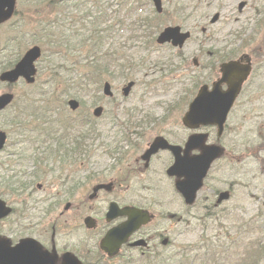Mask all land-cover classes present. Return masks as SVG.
I'll return each mask as SVG.
<instances>
[{
  "label": "flooded vegetation",
  "instance_id": "af4514ba",
  "mask_svg": "<svg viewBox=\"0 0 264 264\" xmlns=\"http://www.w3.org/2000/svg\"><path fill=\"white\" fill-rule=\"evenodd\" d=\"M244 7L238 6V13L218 31V38L200 39L201 46L194 41L183 47L165 45L171 59L192 60L195 69L190 79L194 73L201 74L210 89L213 75L222 79L223 65L236 63L234 81L240 83L239 90L221 135L208 125L184 126V113L200 88L195 90L192 83L185 101L170 103L167 115L159 119L160 103L148 101L147 96L153 93L157 74L152 71L146 72L149 79L143 81L138 103L113 101L115 95L108 97L109 102L106 96L98 99L96 93L92 97L97 105L106 106V101L110 116L122 121L115 123L124 128L122 141L112 150L98 149L95 135L75 132L81 123L73 129L70 126L68 133L31 134L36 139L31 149L21 135H11L14 142L0 150V264H172L179 247L194 257L195 251L204 253L211 264H264V34L260 27L264 21L255 22L264 11L257 6L254 17L239 25ZM233 20L237 25L232 31L229 23ZM217 22L212 18L202 27L204 33ZM213 63L217 70L211 73ZM94 72L98 75L97 69ZM128 73L121 71V82L130 81L125 79ZM106 75L105 80L115 85V75L110 70ZM220 88L227 91L230 85L223 81ZM47 121L44 129L54 131L52 120ZM57 121L65 131L71 119ZM195 135L202 137L187 151L191 172L187 181L193 183L194 157L203 153V146L218 144L221 155L212 163L194 201L186 203L177 190L184 178L168 175L175 163L173 152L160 149L144 156L159 136L180 146L184 155L188 140ZM168 184L175 190L170 203L157 197ZM179 199L181 209L177 208ZM112 205L153 214L118 252L115 243L120 237L108 245L103 241L128 216L109 218ZM7 207L10 212L6 213ZM245 245L252 249L246 250ZM210 251H218V261Z\"/></svg>",
  "mask_w": 264,
  "mask_h": 264
},
{
  "label": "rangeland",
  "instance_id": "374dc122",
  "mask_svg": "<svg viewBox=\"0 0 264 264\" xmlns=\"http://www.w3.org/2000/svg\"><path fill=\"white\" fill-rule=\"evenodd\" d=\"M45 1L46 0H17V8L20 10H22L20 16L17 14V16L14 17V19H17V22L19 21L20 17L24 18V22L27 21H33V23L31 25H28L29 30L27 29V27L24 29V32H29L32 34H35L36 32H39L41 27L38 26V23L43 22V20H48V14H44V5H45ZM185 1V3H187V0H182ZM240 1H246V6L244 7V14L243 17L239 23V25H245V21L249 20L250 18L254 17L255 14V10L257 8V6H262L263 7V11H264V0H215L213 3L212 8L209 10L208 13H210V17L211 15L217 11L218 9L223 8V18L217 22L214 26H211L212 30L205 33V34H201L200 29L201 27L205 24L208 23L209 18L207 17L205 19L202 18L203 14V10L205 9L204 6L207 4V2L201 3L200 6L201 8L199 9H194V11L192 12V15L188 18L186 25L188 24V26H190L189 28H191L193 30V34L195 35V37H200V38H218V31L222 29V27H224L227 24L228 19L233 18L235 14L238 13V3ZM74 5L73 3L69 4ZM191 5V4H189ZM202 5L203 8L202 9ZM192 10V8H190V11ZM262 16H258L255 17V22L257 20H262L264 21V12L261 14ZM173 19H176V17H174ZM207 20V21H205ZM250 24V21H248ZM44 23V22H43ZM105 24H102V26L104 27ZM237 25V23L235 22V20L231 21L229 23V27H231L232 31L234 30L235 26ZM249 27H253L255 26V24L252 25H247ZM22 27V26H21ZM261 30L263 31L264 34V23L262 24ZM5 28V27H4ZM4 28H0V38L2 39L3 42V38H15L14 35L16 34V32L18 31V26L16 25L15 29L13 31L10 30V34L9 33H4ZM210 28V29H211ZM6 29V28H5ZM61 29H57V31H60ZM131 34L130 30L127 28V24H125L124 30H121V26H117L116 27V34H115V39H114V43L113 41H110L106 44V46L108 47H121L123 45H125L124 48V52H129L130 57L133 60L134 64L139 63L141 60L144 61L147 66L143 67L139 72H137L136 76L134 77L135 80L138 81L136 87L133 90V93L126 99L123 98V96L120 95V89L122 84L120 85L121 81L116 82L115 86H119V90L116 91L117 96L115 99H113V101H123L126 100V104L129 105H133L134 103H138L141 101V96L143 95V81L144 80H148L149 77H146L144 75V72H151L154 70V66H153V61H155L157 59V57H162L159 54V52L155 51L154 53H151L150 57L151 59L145 58L144 57V53L145 52H137L139 49L137 47H135L137 45V43H140V40L137 41V43L135 42L134 45L133 43H131V40H128V36ZM36 41V40H34ZM0 41V49H3L8 43L9 40H7L6 42L2 43ZM194 42H196L197 46H201L202 42L200 40H195ZM32 44V43H31ZM128 46H129V51H128ZM133 46V47H131ZM20 48V44L19 46H14L11 50L13 52H15L17 49ZM75 57L77 60L82 61L84 58V52L81 48H77V50H75ZM3 60V59H2ZM148 61V63H147ZM40 64H44V62H40ZM81 69V71L83 72L86 69V63H84L81 67H79ZM182 71L181 74L184 72L185 76L183 77V81L185 82H190V75L188 72H186L185 70H180ZM113 74L114 75H118L119 73L116 72V68L113 67ZM213 77L215 78L216 76L213 75ZM212 77V78H213ZM154 78H157L159 80H161L163 78V76L161 75V73L156 74V76H154ZM176 82V81H175ZM177 83V82H176ZM184 85L185 83H177L175 84V86H173L172 89L168 90V91H164L162 89H160L159 91H157L156 93H149L148 96V101H151L152 103H160V107L158 109V112L160 113L158 116L159 119H161L162 117L167 115V110L169 108L170 103L172 102H178L183 94H184ZM28 87L20 84L17 88V92L22 95L24 93V91H27ZM92 98V94L89 93L85 96L84 100L87 103V106L90 107L91 106V102L90 99ZM107 102H109V99H106ZM107 110V109H106ZM105 117L99 121V132L103 133L99 140L100 142L102 141H107L112 139V124L109 120L110 115L109 113L104 115ZM3 120L4 117L0 118V128L3 124ZM172 127V126H170ZM94 148V147H93ZM107 164H111V162L107 161ZM169 189H172V187L170 186V184H168L166 186V192L161 195L159 197V200L161 199H168L169 201L172 202L171 199V194ZM177 208L181 209L182 208V202L178 201L177 202ZM158 211V210H156ZM257 237H259L258 235H256ZM251 240V239H250ZM180 243L181 244H185V240L180 239ZM180 248V247H179ZM177 248V250L179 249ZM180 250V249H179ZM178 250V251H179ZM191 257V256H190ZM204 260V259H202ZM194 264H201V260L194 261ZM188 264L190 263L188 261V258L182 255H178L177 256V260L175 264Z\"/></svg>",
  "mask_w": 264,
  "mask_h": 264
},
{
  "label": "water",
  "instance_id": "95a60500",
  "mask_svg": "<svg viewBox=\"0 0 264 264\" xmlns=\"http://www.w3.org/2000/svg\"><path fill=\"white\" fill-rule=\"evenodd\" d=\"M155 1L158 8L160 9L161 0ZM15 5L16 0H0V23L12 16ZM178 32H180L179 28H168L167 30H165L164 34L161 35L160 40L165 41L167 39L174 38L178 36ZM39 56V48H32L25 54V56L19 61V63L16 64L13 69L2 74V80L15 82L20 77H24L28 82H34V76L36 74V67L34 63ZM235 67V63H231L227 66L228 76L226 77V80H228L230 84V89L228 91L223 92L219 86V83L215 84V87L212 91H209L207 86L202 87L200 93L191 104L189 111L184 116V123L186 125L199 126L201 124H212L219 125L220 131L222 130L229 108L232 105L234 98L239 90L240 83L236 85L233 79L235 76ZM247 73L248 70L245 71L244 76H246ZM242 78L238 79L237 81L242 80ZM106 88V91L108 92V84ZM126 90L128 92V88H126L125 91ZM12 98L13 96L8 94L1 96L0 109L4 108L6 104L12 100ZM1 137L3 138V135H0V138ZM198 139L199 136L195 137L188 146H195ZM156 146H161L163 148L169 147L176 155V164L170 168L169 174H178L179 176L185 177L190 176L189 173L191 172L188 169L190 165L187 162L189 158L181 156L180 148L167 145V142L162 138L157 140ZM204 151V154L202 156H199L197 158L198 160H195L193 163V183L185 180L179 184V190L183 193L188 202L193 200L195 192L201 186V181L207 173L211 162L220 154V148L218 146L205 148ZM131 216L132 218L126 224L122 225L115 231H118L122 227H126V225L128 224H134L129 227L132 230L136 223L143 221L147 222V220H149V215L147 213L141 215V217L139 218L133 215Z\"/></svg>",
  "mask_w": 264,
  "mask_h": 264
},
{
  "label": "trees",
  "instance_id": "16d2710c",
  "mask_svg": "<svg viewBox=\"0 0 264 264\" xmlns=\"http://www.w3.org/2000/svg\"><path fill=\"white\" fill-rule=\"evenodd\" d=\"M104 1L105 0H97L95 3L96 8H97V12H98L96 15V20H98L99 25H102L105 22L104 17L106 18V15L108 14L107 13L108 7L112 4H114V3H112V4L107 3V5L104 7ZM108 1L116 2V5L118 7H120V9H117L115 11V14H117V19H118V22L121 23V26H123L125 24V20H123L121 18L122 10L124 8H126L128 5L131 4V7L128 9V12H131V11L139 8V6H142L143 4H144L143 6H145L147 4L146 0H134V2H133V0H108ZM45 5H46V3H45ZM50 5H52V4H50ZM23 20H24V18H23ZM43 22L38 23V26H40L42 28L43 32L37 33V34H27L29 32H26V33L24 32V29L26 27L29 30L28 25H31L33 23V21H27L26 20V22H23L21 29H19L20 33H22V38L27 39L29 36L33 37V35H34V37H37L38 35H40V37L37 38V40L40 42L45 40L46 38H48V39H61L63 41L66 40V41H68V43H66V44L71 43L76 50H77V48H81L83 50V52H85L87 50L88 53H90V51L94 48V46L96 44L104 43L106 40H108L111 36V31H112L110 28L107 27V28H103V30H104L103 34L100 33L101 31H98L97 35H96L94 32L95 26H94V24H92L90 27H88V29H87L88 33L86 36L82 32V30H77L72 35H69V37H71V39H68L65 37V35H66L65 33H67V31H65V30H61V32L56 31V29H58V24H59L58 21L53 22V21H50L48 19V20H43ZM53 23L57 24L54 26V28H56V29H51V30L49 29L48 30L44 26L45 24L52 25ZM146 24L150 25V31L141 28L140 26L136 25L135 23L129 24V29L131 31L129 38L131 41L133 40V42H134V40H138V39L144 38V37L150 38L152 36V33L154 34V32H155V28L161 27V25L156 23V22H147ZM5 47H7V49H8V53H7L8 59L2 60V63H1L2 67H0V68H2L3 70H7V69L13 67L14 64L21 57V53H22V48L17 49L16 50L17 52L15 53L11 50L10 44H7ZM87 59H88V61L86 63V69L85 70H90L89 54L87 56ZM130 60H131V68L134 69L132 59H130ZM59 61H60L59 59L51 60V65L53 67H55L56 65L58 66ZM83 64L84 63H82V65ZM99 66H102V64H99ZM89 77H90L89 72H84V75L82 76V81H85V79L89 78ZM39 101L42 102L43 99H40ZM31 116L36 118V117H39L40 115L36 111H32Z\"/></svg>",
  "mask_w": 264,
  "mask_h": 264
}]
</instances>
